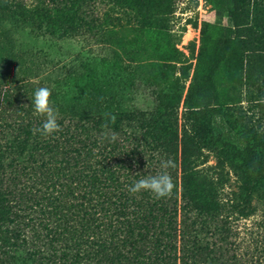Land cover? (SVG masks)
I'll list each match as a JSON object with an SVG mask.
<instances>
[{
  "label": "trees",
  "instance_id": "1",
  "mask_svg": "<svg viewBox=\"0 0 264 264\" xmlns=\"http://www.w3.org/2000/svg\"><path fill=\"white\" fill-rule=\"evenodd\" d=\"M99 2L105 1L0 0V21L23 35L20 50L31 56L43 52L40 39L72 35L65 25L71 17L101 34L122 23L102 13ZM218 6L220 15L232 14L230 0ZM251 11L260 31L264 0H251ZM228 45L223 27L186 93L185 55L181 66L163 64L170 89L164 110L137 88L128 99L122 59L92 48L63 53L58 63L46 56L43 69L32 60L31 78L41 77L6 89L0 71V264H264L263 247L257 259L240 248L235 223L258 211L255 186L238 181L224 195L240 138L215 79ZM245 75L258 85L264 68L251 58ZM39 87L52 89L61 126L47 137L34 134L45 119L31 100ZM167 159L174 163L167 169L175 185L169 197L128 191L163 171Z\"/></svg>",
  "mask_w": 264,
  "mask_h": 264
},
{
  "label": "rangeland",
  "instance_id": "2",
  "mask_svg": "<svg viewBox=\"0 0 264 264\" xmlns=\"http://www.w3.org/2000/svg\"><path fill=\"white\" fill-rule=\"evenodd\" d=\"M33 1L27 0V3ZM104 1L98 3L100 11H110L122 20L111 32L101 34L95 28L88 29L87 25L70 16L65 25L72 35L40 39L43 52H33L31 56L26 54L29 51L20 50L21 41H26L23 35L12 30L6 20H1L0 71L9 81L5 89L14 83H26L28 79L37 81L41 77L31 78L34 77L32 60L36 67L41 63L43 69L46 56L58 63L64 59L63 53L92 48L99 55L106 52L122 59L120 61L126 67L125 96L128 99L135 97L137 88L144 94H152L158 110H164L162 105L169 103L164 95L169 94L170 89L162 74L163 64L174 62L181 66L183 63L179 61L185 55L189 65V77L183 80L186 93L197 72H201L203 57L212 51L222 28L229 27L228 49L217 66L215 79L220 101L232 113L240 138L234 143L239 157L231 170L232 185L225 187L224 195L238 188V181L255 186L253 198L258 211L235 223L240 232V246H245L240 248L257 259L264 248V79L258 85H251L245 71L247 65L251 66V58L264 68V17L259 21L260 31H257L251 0H230L233 6L230 16L219 14L221 0H120L121 6L115 3L117 0ZM25 48L30 50V46ZM108 61L117 63L114 59ZM185 111L182 100L175 124L178 143L185 124ZM214 161V155L210 154L206 164Z\"/></svg>",
  "mask_w": 264,
  "mask_h": 264
},
{
  "label": "clouds",
  "instance_id": "3",
  "mask_svg": "<svg viewBox=\"0 0 264 264\" xmlns=\"http://www.w3.org/2000/svg\"><path fill=\"white\" fill-rule=\"evenodd\" d=\"M52 89L48 87H39L34 92V97L31 99L34 104L35 113L44 117L43 124L40 128L34 130L42 136H51L53 133L61 131V126L58 123V111L54 107L51 100ZM114 121V117L112 118ZM147 160V158H146ZM148 162L145 170H147ZM174 167L171 159L163 160L161 168L163 171L157 175L145 176L137 180L133 185L129 186L128 191L135 195L141 192H149L156 199L169 197L175 187L173 178L167 169Z\"/></svg>",
  "mask_w": 264,
  "mask_h": 264
}]
</instances>
